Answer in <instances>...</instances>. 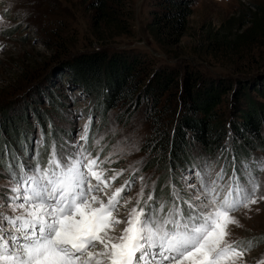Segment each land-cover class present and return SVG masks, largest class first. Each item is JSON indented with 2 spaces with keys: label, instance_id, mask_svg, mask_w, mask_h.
Instances as JSON below:
<instances>
[{
  "label": "rangeland",
  "instance_id": "1",
  "mask_svg": "<svg viewBox=\"0 0 264 264\" xmlns=\"http://www.w3.org/2000/svg\"><path fill=\"white\" fill-rule=\"evenodd\" d=\"M90 1L0 0V166L7 171L16 157L27 158L33 151L41 165H46L52 143L78 140L91 118L85 147L93 156L110 157L104 166L109 174L124 170L111 183L109 195L125 181L135 180L124 193L132 201L120 209L125 219L139 198V176L149 185L146 195L156 182L154 195L163 202L170 199L172 184L180 186L182 175L205 163L213 176L226 167L227 180L233 167L239 172L242 163L248 162L264 193V172L255 171L252 163L264 160V144L251 148L246 157H237L234 145H226L215 156L197 151L192 162L171 169L156 163L148 147L153 135L148 106L118 104L106 116L100 114L96 98L76 81L69 66L81 54L106 50L108 55L134 56L153 69L190 67L204 76L227 78L232 85L219 105V112L227 118L238 106H246L244 91L236 92L241 83L249 85L245 94L264 103V94L259 92H264V15L254 42L234 43L233 38L247 27L242 23L250 21L251 12L264 14V0H192L182 34L158 43L148 24L164 7L163 0H123V14L105 28L95 23ZM136 168L139 172L133 177ZM7 182L0 176V185ZM234 215L239 226H230V239L244 247L253 241L245 262L264 264V201Z\"/></svg>",
  "mask_w": 264,
  "mask_h": 264
},
{
  "label": "snow or ice",
  "instance_id": "2",
  "mask_svg": "<svg viewBox=\"0 0 264 264\" xmlns=\"http://www.w3.org/2000/svg\"><path fill=\"white\" fill-rule=\"evenodd\" d=\"M90 128L91 118L78 140L53 142L46 165L33 151L7 171L0 166L8 181L0 185V264H246L253 241L244 247L231 240L230 226H239L235 213L264 201L248 162L239 172L233 167L227 180L226 167L215 176L207 163L193 168L163 202L155 181L145 194L141 175L139 198L125 219L120 209L132 201L124 193L135 180L109 195L124 170L109 174L110 157L85 147ZM252 163L264 172V160Z\"/></svg>",
  "mask_w": 264,
  "mask_h": 264
},
{
  "label": "trees",
  "instance_id": "3",
  "mask_svg": "<svg viewBox=\"0 0 264 264\" xmlns=\"http://www.w3.org/2000/svg\"><path fill=\"white\" fill-rule=\"evenodd\" d=\"M162 4L148 24L157 43L182 34L192 0H163ZM124 5L123 0L90 1L95 23L104 28L117 22ZM263 15L251 12L250 21L242 23L247 27L233 36L234 43L254 42ZM69 66L76 81L96 98L100 114L106 116L108 109L118 104L148 106L153 133L148 147L156 163L180 168L192 162L197 151L215 156L226 145L235 146L237 157H246L251 148L264 144V103L245 94L248 83H241V90H236L244 91L245 108L238 106L223 118L219 105L232 85L227 78L204 76L190 67L153 69L134 56L108 55L106 50L81 54Z\"/></svg>",
  "mask_w": 264,
  "mask_h": 264
}]
</instances>
